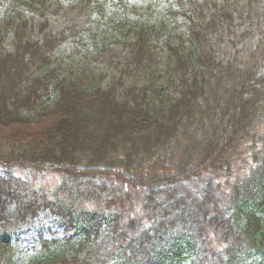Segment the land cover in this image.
<instances>
[{
    "label": "trees",
    "instance_id": "obj_1",
    "mask_svg": "<svg viewBox=\"0 0 264 264\" xmlns=\"http://www.w3.org/2000/svg\"><path fill=\"white\" fill-rule=\"evenodd\" d=\"M125 4L0 0V264H264V0Z\"/></svg>",
    "mask_w": 264,
    "mask_h": 264
},
{
    "label": "rangeland",
    "instance_id": "obj_2",
    "mask_svg": "<svg viewBox=\"0 0 264 264\" xmlns=\"http://www.w3.org/2000/svg\"><path fill=\"white\" fill-rule=\"evenodd\" d=\"M175 1L176 0H155V4H156V6H158L159 5V3H160V6H159V8H158V10H166V7L167 6H170V4H173V3H175ZM129 5L131 4V3H128ZM173 9H177V7L175 6V5H173ZM112 10V9H111ZM114 12V11H113ZM119 13V12H118ZM140 14H142V13H140ZM177 24L178 25H182V21L179 19L178 21H177ZM127 42H132V40H127ZM116 48V47H115ZM114 51H117V52H119V54H120V49L119 48H116V49H114ZM112 56H108V58H111ZM47 227H52V231H55V226H52L50 223H48L47 225H46Z\"/></svg>",
    "mask_w": 264,
    "mask_h": 264
}]
</instances>
